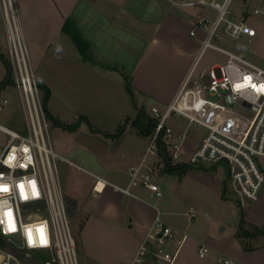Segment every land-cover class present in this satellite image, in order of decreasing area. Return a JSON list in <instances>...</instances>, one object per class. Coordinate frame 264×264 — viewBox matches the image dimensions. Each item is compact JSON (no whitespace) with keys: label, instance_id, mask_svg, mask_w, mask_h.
Wrapping results in <instances>:
<instances>
[{"label":"crops","instance_id":"1","mask_svg":"<svg viewBox=\"0 0 264 264\" xmlns=\"http://www.w3.org/2000/svg\"><path fill=\"white\" fill-rule=\"evenodd\" d=\"M13 2L29 44L32 68L39 83L51 90L49 110L64 122H75L85 115L96 128L76 142L93 157L74 154L77 162L64 154L68 148L58 151L65 161L87 174L82 182L61 186L81 264H134L141 241L158 213L189 234L173 264H225L222 259H234L232 264H264L263 241L247 250L235 236L242 214L234 220L220 170L190 169L179 174L162 168L156 178L164 188V197L152 195L140 184L133 185L131 193L114 187L129 185L130 168L142 160L149 137L138 134L130 124L121 135L112 134L126 117H134L139 107L164 108L172 102L197 59L201 41L190 33L197 14L186 8L191 5L180 6L174 0ZM252 2L259 4L260 0ZM67 19L90 42L93 61L83 57L71 35L63 30ZM248 21H253L257 33L242 38L250 54L264 61V21L251 16ZM4 40L7 43L6 22L0 10V47ZM4 53L1 47L0 54ZM243 56L247 58V54ZM6 75L7 71L0 74V80ZM125 75L130 78L134 97L127 90ZM10 87L0 88V98L9 99V125L22 129L19 119L25 111L21 98L16 101ZM51 123L73 133L84 126L70 130ZM171 125L177 131L187 127ZM201 136L192 149L185 143L187 153L196 149ZM192 207L200 213L199 220H189ZM245 208L248 222L264 224V188ZM174 243L178 245V241ZM202 244L210 247L204 257L199 254ZM154 260L147 258L140 264Z\"/></svg>","mask_w":264,"mask_h":264},{"label":"built area","instance_id":"2","mask_svg":"<svg viewBox=\"0 0 264 264\" xmlns=\"http://www.w3.org/2000/svg\"><path fill=\"white\" fill-rule=\"evenodd\" d=\"M174 1L182 5L208 4L217 15L210 25L208 15H195L190 33L201 41L197 59L173 101L164 108L151 107L150 113L157 119V125L145 155L130 168L129 185L114 184V187L131 193V187L140 184L152 195L161 197L163 191L156 176L165 165L162 140L172 163H222L228 170L236 202L246 205L257 200L264 188V91L260 90V85H264V67L216 41L223 39L219 28L224 21L227 23L225 31L233 37L254 36L257 29L248 21L247 17L251 16L248 9L249 15L239 21L227 17L233 0ZM3 7L12 78L20 94L26 125L16 129L0 123V131L4 134L0 139V188L8 189L0 191V233L6 242H14L28 252L49 253L44 264H81L56 173V160L65 158L54 149L49 138L50 123L43 107L42 90L31 65L29 47L16 9L11 15L5 0ZM253 13L264 15V0L255 5ZM209 47L224 52L226 61L203 66L197 79L191 82ZM245 77H250L251 81H246ZM8 103V98L1 97L0 110ZM235 106L242 112L233 110ZM173 115L184 116L188 125L196 124L205 129L200 143L190 154L185 148L188 129L175 130L169 123ZM150 156L155 159L150 160ZM9 211L11 217L6 215ZM196 214L197 209L192 207L188 212L189 220ZM10 223L15 231L10 230ZM188 237L187 231L174 227L158 213L141 241L134 264L147 258L173 264ZM174 238H178V245L170 250L166 244ZM209 250L208 245L202 244L199 254L204 257ZM0 255V264H12L13 260L20 263L13 252L2 247ZM221 262L232 264L235 260L222 259Z\"/></svg>","mask_w":264,"mask_h":264},{"label":"rangeland","instance_id":"3","mask_svg":"<svg viewBox=\"0 0 264 264\" xmlns=\"http://www.w3.org/2000/svg\"><path fill=\"white\" fill-rule=\"evenodd\" d=\"M177 1H183V0H177ZM220 1H222V0H220ZM252 1L253 0H233L231 5H230V11L227 14V17L232 19V20L239 21V20H241V19H243L249 15V13L246 12V10L248 9L250 12V15L253 19H259L261 21H264V15H259V14L253 13V9L257 3H254ZM180 6H181V4H180ZM186 8H188L189 10H192L195 13L208 15L211 18L209 25L212 23V20L217 15V11L208 4L191 5V6H188ZM0 10L2 12V16H3L4 21L6 22L5 15H4L3 0H0ZM247 18H249V17H247ZM251 22L253 23V21H251ZM226 24L227 23L224 21L219 28V32L222 33L223 39L218 40L216 42L219 45H221L222 47H224L230 51L237 52L238 54H240L242 56H243V54H245V55L247 54V58L252 59L254 62L259 64L260 66L264 67V61H262L259 57H255V56H252L250 54L249 48H248L245 40L242 38V36L233 37L225 31ZM21 26H23L22 23H21ZM6 31H7V24H6ZM22 32H23V28H22ZM27 44H28V42H27ZM1 47L5 51L4 56L9 60L8 45L5 42V40L1 43ZM28 47H29V44H28ZM137 48H139V46ZM29 52H30V48H29ZM226 57H227L226 54L222 51H219V50H216V49L210 48V47L207 48L206 51L204 52V55L200 59L198 66L196 67V70L192 76L191 82L194 81L195 79H197V75H198L199 71L203 68V66L211 64L215 61L225 62ZM9 63H10V60H9ZM10 66H11V64H10ZM5 70L7 71V67H6V64H5L3 57L0 54V74H4L6 72ZM9 84L11 86L10 90L14 94V98L16 99V101L18 99L20 101L19 92H18V89L15 86L14 82L9 83ZM42 95H43V91H42ZM21 103L22 102H20V105H21ZM147 106H148L147 111L150 113L151 106L150 105H147ZM6 107L4 109L0 110V123L3 125H6L8 127H12L11 125H9V123H10V112L7 110ZM233 110L242 112L240 109L237 108V106L233 107ZM244 117L248 118L245 115H244ZM19 120H20L19 122L22 123L23 128H24L26 125L25 115H21ZM169 121L171 124L172 123L173 124L178 123V125H180L182 127L187 126L186 128L188 129V134H187V139H186V146H189L190 149H192V145L196 142L195 140L199 137V135H203L205 132V129L202 126H199L196 124L188 125V119L184 116L173 115ZM67 122L71 123L73 125L78 124L77 128L79 126H82L80 124H84V126H82L78 132L73 133V132L64 130L62 128H57L49 120L50 125H49V129H48V133H49V138H50L51 144L54 147V149L56 151H60V150L63 151L62 147L68 148L67 151H65V150L63 151L64 154L67 155L69 158L77 161V162H80V161H78V159L75 157L74 154L82 155L83 158L93 157V155H94L93 153H91L90 151L86 150L83 147L76 146V144H77L76 142L79 140L82 141V137H84V135H85L84 133H86V131L88 132V130H90V129L92 131H96V128L91 127V126L89 127V125H88L89 123L86 120H83L82 118H79V120H77L75 122L71 121V120H67ZM129 124H130V122H129ZM12 128H14V127H12ZM151 136L152 135L148 136L149 141L151 139ZM3 137H4V134L0 131V139H3ZM70 150H72V151H70ZM203 165L207 169H201V168H195V169L211 171V172H213V170L214 171L220 170L223 178L225 179V187H224V188H226L225 193L227 194L228 199L229 200L231 199L230 201H232L231 205H232V210L234 212V220H236L242 214L243 209H246L245 207L247 205H249V203H247L246 205H240L238 202H236V199L234 198L233 191H232V188L230 186L229 179H228V170L226 169V167L224 165H222V163L207 162ZM56 173H57V176L59 178L61 186H62V184H64V182H66L68 184H71L74 181L82 182V181H84V177L87 175L86 172H84L83 170H80L76 166H74V165L70 164L69 162L65 161L64 159H60V158L56 160ZM160 186H161V189L163 191V195L161 197H164V188L162 187L161 183H160ZM166 197H167V194H166ZM67 207H68V204H67ZM68 212H69V215L71 218V213H70L69 208H68ZM195 219L196 220L200 219V213H197L195 215ZM71 225H72L74 236L77 240V236L75 234V229L73 226L72 218H71ZM263 239H264L263 237H259L257 240L254 241V244L262 243ZM175 241L177 242L178 238H174V239L168 241L166 244L167 248L170 250H174L176 245H177L174 243ZM3 249H6L8 251L13 252L19 258L21 264H44L43 261L46 258L50 257L49 253H39V252H33V251L28 252L24 249L19 248L16 245V243L11 242V241H7V246L4 247ZM77 249H78V254H79V258H80L78 240H77ZM12 264H16V261L13 260ZM54 264H56V263H54ZM150 264H159V262L154 260Z\"/></svg>","mask_w":264,"mask_h":264},{"label":"trees","instance_id":"4","mask_svg":"<svg viewBox=\"0 0 264 264\" xmlns=\"http://www.w3.org/2000/svg\"><path fill=\"white\" fill-rule=\"evenodd\" d=\"M63 30L71 35L72 39L79 48V51L81 52L83 57L89 61H93L94 59L90 54V42L82 36L80 30L77 28V26L74 24V22L71 19H67L65 21ZM1 56L3 57L7 67V75L5 79L0 80V88L3 85L14 82L12 78V68L10 66L9 60L3 54H1ZM125 79H126L127 90L131 94V96L134 97V90L132 88L130 78L127 75H125ZM39 86L43 91V107L48 119L52 121L54 124L59 125L65 129H70V130L76 129L78 124L73 125L71 123L64 122L60 120L58 117H56L49 110L48 100L51 96V90L49 86H47L46 84L39 83ZM81 118L83 119L85 118V120L89 123V125L93 127L87 116L81 115ZM129 122L131 127L138 134L143 136L152 135L157 125V119L147 111L145 106H141L138 108L136 115L134 117H130V116L126 117L112 135L113 136L121 135L126 130ZM160 144H161V154L163 155V159L165 162L164 169H166L168 172H177L179 174H182L190 169H195V168L207 169L206 167H204L203 164H192L189 162L172 163L171 160L169 159V156L167 154V149L163 144L162 140H160ZM225 192H226V188L224 190V194H226ZM235 236L241 241L245 249L252 250L257 247V245L254 244V241L257 240L259 237L264 238V224L257 225L248 222L245 219L244 210H243L239 222V226L235 232ZM263 244H264V240H263ZM6 246H7L6 239L0 233V247L4 248Z\"/></svg>","mask_w":264,"mask_h":264},{"label":"snow or ice","instance_id":"5","mask_svg":"<svg viewBox=\"0 0 264 264\" xmlns=\"http://www.w3.org/2000/svg\"><path fill=\"white\" fill-rule=\"evenodd\" d=\"M245 80L250 82L251 81V78L250 77H245ZM238 87H240V86H238ZM253 87H255V85H253ZM260 90L261 91H264V85H260ZM20 187L22 189L23 188V185H21ZM0 191H8V189L6 187L5 188H0ZM6 215H8L9 217H11V212L9 211L8 213H6ZM10 230L11 231H15V228L12 227L11 223H10Z\"/></svg>","mask_w":264,"mask_h":264},{"label":"bare ground","instance_id":"6","mask_svg":"<svg viewBox=\"0 0 264 264\" xmlns=\"http://www.w3.org/2000/svg\"><path fill=\"white\" fill-rule=\"evenodd\" d=\"M5 1L7 3V8L11 12V15H12V10L15 12V6L13 3V0H5Z\"/></svg>","mask_w":264,"mask_h":264},{"label":"water","instance_id":"7","mask_svg":"<svg viewBox=\"0 0 264 264\" xmlns=\"http://www.w3.org/2000/svg\"><path fill=\"white\" fill-rule=\"evenodd\" d=\"M223 228V227H222Z\"/></svg>","mask_w":264,"mask_h":264}]
</instances>
